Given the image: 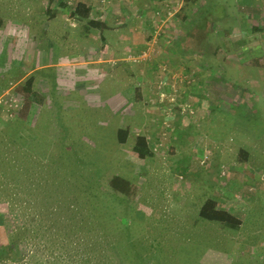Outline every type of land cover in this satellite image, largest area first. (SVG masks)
Masks as SVG:
<instances>
[{"label": "rangeland", "instance_id": "obj_1", "mask_svg": "<svg viewBox=\"0 0 264 264\" xmlns=\"http://www.w3.org/2000/svg\"><path fill=\"white\" fill-rule=\"evenodd\" d=\"M79 1L112 28L71 14ZM99 2L103 10L98 0H0V78L22 85L41 64L32 74L43 95L25 102L14 91L22 112L0 124L6 232L57 202L55 215H112L96 235L116 263L264 264V0H152L143 14L123 7L134 0ZM180 8L196 19L189 41L202 58L175 54L178 26L188 29ZM172 98L194 112L162 113ZM114 175L129 180V194L109 187ZM209 197L241 226L200 218Z\"/></svg>", "mask_w": 264, "mask_h": 264}, {"label": "trees", "instance_id": "obj_2", "mask_svg": "<svg viewBox=\"0 0 264 264\" xmlns=\"http://www.w3.org/2000/svg\"><path fill=\"white\" fill-rule=\"evenodd\" d=\"M91 11L90 6L78 2L70 13L89 18L88 21L93 27H105V24L90 17ZM34 80L35 77L29 75L20 88H15V92L21 94L25 102L43 99V95L34 89ZM128 135L127 127L117 129L120 144L127 141ZM136 148L141 157L148 156L146 150H143L147 148L144 137H137ZM240 158L244 161L248 159L247 150L240 149ZM109 187L123 194H129L131 191L129 180L119 175L111 177ZM42 193L44 194L43 189ZM85 205L89 206L91 212L96 208V203H93L92 207L88 202H85ZM58 209L59 203L54 202L51 208L43 209L48 215H26V220L20 226L12 227L8 232L4 227L5 217L0 215V264H124L123 258L121 262H114L112 248L102 243L106 242L103 237H98V233L96 235L97 222L103 223L104 216L112 215L52 213ZM198 215L206 220L221 222L232 229H238L242 223L241 219L229 210L218 207L217 200L211 197L200 206Z\"/></svg>", "mask_w": 264, "mask_h": 264}, {"label": "crops", "instance_id": "obj_3", "mask_svg": "<svg viewBox=\"0 0 264 264\" xmlns=\"http://www.w3.org/2000/svg\"><path fill=\"white\" fill-rule=\"evenodd\" d=\"M135 2H136V4L135 3H131V4H129V5H127V4H125V3H123V7L125 8V10L127 11V10H129V12L131 11V10H133V9H137L138 8V12H142V14L144 13V12H146V7L148 6L147 4L148 3H152V0H134ZM79 2H83V3H85L86 5H88V6H90L91 7V9L93 8L92 7V5L90 4V3H88V2H86V1H79ZM184 3L185 4H193V3H195V0H184ZM184 4V5H185ZM106 5H103V4H101L100 2H99V0H98V5H97V8H101V10H103V8L105 7ZM110 6V5H109ZM109 6H107V7H109ZM123 7L121 6V7H119L118 9H116L115 8V11L117 12H119V10H120V12L122 11V10H124L123 9ZM188 8L190 7V5L189 6H187ZM111 7H109L108 8V12H110L111 11V9H110ZM191 8V7H190ZM164 9V8H163ZM182 10L183 9H178V13L176 14V17H177V15H178V17H182L181 19L182 20H188L186 23H185V25H187L188 26V29L187 28H184V27H182L180 24V26H178L179 27V31L177 32V33H175V43H173L172 42V45H174L175 47H176V49H177V51H176V55L177 56H179L180 57V60H182V61H185L186 59H187V57L189 58V59H196V57H200V58H202V56H203V51H202V47L201 46H196L194 43H193V41L192 42H190L189 40H190V36H189V33L191 32V33H193L194 34V32H192L193 30H194V27H195V23H196V19H194V18H192V13H191V15H190V17H187L186 18V14H185V11L183 10V12H182ZM193 12V11H192ZM181 13V14H180ZM98 20V19H97ZM100 22H102V23H104L103 22V19L101 18L100 19ZM145 23V26H146V28H148L149 26H151V23H150V21L149 20H146V22H145V20H143V24ZM106 24V23H105ZM117 24H119V23H117ZM24 25H27L26 23H24ZM191 26H192V29L190 30V28H191ZM105 27L107 28V29H110V28H112V27H110V26H107V25H105ZM22 33H24L22 30H21V34ZM28 34H29V30H28ZM27 34V36H29ZM119 38H120V40H125V39H123L124 37H123V35H120L119 36ZM137 40H139V37H136L135 36V41H137ZM135 41H133V42H135ZM197 41H200L199 39L197 40ZM163 42H164V40H163ZM201 49V50H200ZM167 53H169V52H167ZM99 61V60H98ZM68 63V61L67 60H63V61H61V62H57L56 64H55V66H57L58 68H60L61 66H64L65 64H67ZM35 66V65H34ZM32 68H28V70L26 71V73H25V75L27 76H29V75H33L34 76V74H32L33 72H36L37 70H39L41 67H42V65L41 64H37L35 67H33V66H31ZM26 68V69H27ZM101 68H100V66L98 67V71L100 70ZM0 70H1V68H0ZM11 70V69H10ZM195 72H197L196 70H195ZM202 74L204 73V71H202L201 72ZM217 73H218V71H217ZM21 75V74H20ZM23 75V74H22ZM35 81V80H34ZM187 82V81H186ZM193 82V81H192ZM188 83V82H187ZM18 84V82H16V83H13L11 80H3V79H1L0 78V90H3V89H11V88H13V86H16ZM21 85V84H20ZM20 85L18 84L17 85V87H19L20 88ZM14 91H15V89H13ZM170 92H177V93H179V92H182V94L183 95H185V94H187V92H191L192 91V88H185L184 89V86H182V87H180L179 88V90H176L173 86L172 87H170V89H168ZM171 90H173V91H171ZM149 92L150 91V89L148 90V89H146V92ZM18 94V93H17ZM43 94V93H42ZM158 94L160 95V97H161V99H162V97L164 98V93H162L161 91L159 92L158 91ZM18 95H20V94H18ZM155 96V98H154V102H156L158 105H159V103L156 101V98H157V94L156 95H154ZM162 101H163V99H162ZM159 102H161V100H159ZM180 102V101H179ZM179 102H177L176 100H174L173 98H172V100H170L169 102H168V105L167 106H165V107H163L162 108V113L166 110V108L167 107H169V109L170 110H172L173 111V114H172V117H173V119L175 118V117H179L180 115H181V111H180V103ZM187 104L188 105H190L191 106V108H192V104H190V103H188L187 102ZM23 105H24V103H23ZM20 108H21V106H20ZM165 109V110H164ZM190 111V110H189ZM19 112L21 113L22 112V109H19ZM161 113V114H162ZM188 113L189 112H186V114L188 115ZM181 116H185V115H181ZM177 119V118H176ZM13 121H15V120H13ZM8 123H9V120H8Z\"/></svg>", "mask_w": 264, "mask_h": 264}, {"label": "built area", "instance_id": "obj_4", "mask_svg": "<svg viewBox=\"0 0 264 264\" xmlns=\"http://www.w3.org/2000/svg\"><path fill=\"white\" fill-rule=\"evenodd\" d=\"M157 13L159 14V11H157ZM168 14H169L168 17H170V13H168ZM145 55H146V52H143L141 54V56H143V57ZM179 77L182 80L187 79L186 75H182ZM14 93L15 92H14L13 88L0 90V124H2V125L4 123V118L8 117V119L9 118L12 119L15 116L16 111L20 109V107H19L20 103L18 102V98L15 96ZM180 111L182 114L183 113L186 114V112H189L192 114L194 112L193 108H191V106L188 105L187 103L180 104Z\"/></svg>", "mask_w": 264, "mask_h": 264}]
</instances>
